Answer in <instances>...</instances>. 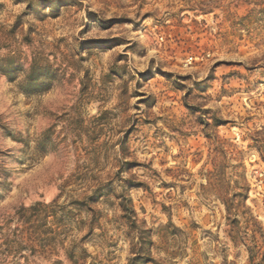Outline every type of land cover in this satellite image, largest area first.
<instances>
[{
  "label": "rangeland",
  "instance_id": "1",
  "mask_svg": "<svg viewBox=\"0 0 264 264\" xmlns=\"http://www.w3.org/2000/svg\"><path fill=\"white\" fill-rule=\"evenodd\" d=\"M34 63L46 91L26 94ZM218 164L264 231V0H0V264H73L72 241L79 264L134 257L114 195L96 237L29 243L17 211L78 167L130 188L157 264H252L203 189Z\"/></svg>",
  "mask_w": 264,
  "mask_h": 264
},
{
  "label": "trees",
  "instance_id": "2",
  "mask_svg": "<svg viewBox=\"0 0 264 264\" xmlns=\"http://www.w3.org/2000/svg\"><path fill=\"white\" fill-rule=\"evenodd\" d=\"M34 65L35 63L26 77L23 88L26 94L46 91L36 87L39 80L36 77ZM233 169L235 170L234 178L231 180V183L234 184L233 189H231V183L226 182V172L220 164L214 165V169L207 172V183L203 189L216 196L224 206L232 227L229 236L233 244L235 246L244 245L247 248L250 263L254 264L257 258H261V263L264 264V231L246 205L249 185L245 178L238 173V166H234ZM95 173L93 170L78 167L75 173L61 186V193L51 203L38 202L29 207L22 206L17 211L18 221L23 225L25 233L30 235L29 243L34 245L35 237L42 234L46 229L45 232L58 235H69L73 232L84 233L79 241L81 243L96 237L95 231L101 229L102 212L95 207L102 199L114 195L119 200L118 207L122 213L120 218L128 227L131 253L134 255L129 259L128 264H157L151 256V248L154 245L152 235H150L151 230H147L144 223L139 221L130 198V188L123 187L120 196H117L115 189H111V185L103 186ZM67 191L80 192L79 198L70 197V199L60 203ZM258 236L262 238L261 243ZM248 241L253 243V246H247ZM49 243V245L52 243L64 245V241L58 242L57 239L49 240ZM77 247L78 243L72 241L67 254L68 259L73 264H79L81 260V258L77 259L73 253Z\"/></svg>",
  "mask_w": 264,
  "mask_h": 264
}]
</instances>
